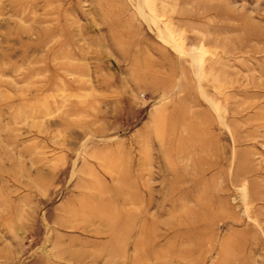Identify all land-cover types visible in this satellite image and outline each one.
I'll use <instances>...</instances> for the list:
<instances>
[{"label":"rangeland","instance_id":"obj_1","mask_svg":"<svg viewBox=\"0 0 264 264\" xmlns=\"http://www.w3.org/2000/svg\"><path fill=\"white\" fill-rule=\"evenodd\" d=\"M0 264H264V0H0Z\"/></svg>","mask_w":264,"mask_h":264}]
</instances>
